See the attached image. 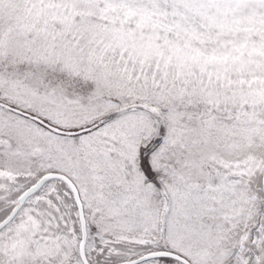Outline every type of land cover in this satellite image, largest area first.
<instances>
[{
  "label": "snow or ice",
  "instance_id": "6c2138e0",
  "mask_svg": "<svg viewBox=\"0 0 264 264\" xmlns=\"http://www.w3.org/2000/svg\"><path fill=\"white\" fill-rule=\"evenodd\" d=\"M0 264H264V0H0Z\"/></svg>",
  "mask_w": 264,
  "mask_h": 264
}]
</instances>
